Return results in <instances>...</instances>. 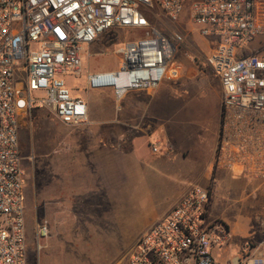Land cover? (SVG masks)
Wrapping results in <instances>:
<instances>
[{"label": "built area", "instance_id": "obj_1", "mask_svg": "<svg viewBox=\"0 0 264 264\" xmlns=\"http://www.w3.org/2000/svg\"><path fill=\"white\" fill-rule=\"evenodd\" d=\"M187 4L190 25L209 42L205 63L221 88L213 169L264 182V0H0V264H27L21 122L40 105L65 125L86 123L87 105L71 95L65 76H80V51L113 31L136 37L116 45V70L86 73L88 89H111L120 100L175 80L184 36L154 25L152 15L161 11L177 23ZM150 151L158 153V145ZM210 204L209 189L189 187L121 264H264V252L219 259L232 235L210 218ZM47 233L44 221L37 241Z\"/></svg>", "mask_w": 264, "mask_h": 264}, {"label": "rangeland", "instance_id": "obj_2", "mask_svg": "<svg viewBox=\"0 0 264 264\" xmlns=\"http://www.w3.org/2000/svg\"><path fill=\"white\" fill-rule=\"evenodd\" d=\"M188 6L177 23L169 22L161 11H156L157 17L152 15L154 25L165 24L183 34L185 49L180 53L189 70L188 78L164 80L158 87L157 97L162 101L168 99L172 112H176L166 123V114L159 112V123L166 126L160 130V137L165 150L170 152L171 162L176 158L177 147L174 150L167 145L181 142L185 157L178 158L193 169L188 188L204 182L201 187L209 189L210 218L223 224L232 235L230 245L234 251L229 258L244 252H264V182H245L231 174L230 182H222L218 180L219 175L228 172L213 169L221 88L218 78L205 63L210 46H206L188 21ZM134 37V32L118 30L84 47L79 54L81 76H65L71 95L76 89L81 92L88 71L116 65L119 61L114 54L116 43ZM32 96L43 98L44 94ZM24 123L19 130V149L26 174L27 264H121L138 237L157 219V184L146 186V195H140L139 189L135 191L132 185H120L116 194L115 185L114 199L108 200V208L91 209L88 217L82 216L85 211L78 208L67 217L61 218L57 213L51 216L50 210H57L58 201L48 204L43 193L47 191V178L58 176L59 145L65 130L73 127L61 123L40 105L33 108ZM73 157L72 151L69 166ZM123 189L124 195L120 193ZM44 221L48 224V233L37 241L38 226ZM63 221L70 225L69 232L61 231Z\"/></svg>", "mask_w": 264, "mask_h": 264}, {"label": "crops", "instance_id": "obj_3", "mask_svg": "<svg viewBox=\"0 0 264 264\" xmlns=\"http://www.w3.org/2000/svg\"><path fill=\"white\" fill-rule=\"evenodd\" d=\"M204 43L206 46L209 44L207 40ZM257 49L258 43L252 47L253 51ZM180 52L175 55L179 68L177 81L189 75L188 66ZM117 64L95 71H114ZM81 88V92L78 89L74 91L73 97L86 103L88 121L66 129L63 134L58 152V176L47 178V191L43 193L48 204L58 201L57 210H50L49 215L57 213L61 218L67 217L78 208L85 211L81 213L82 216L88 217L91 209L108 208V200L114 199L115 185L116 194L120 185H132L135 191L139 189L140 195H146V186L157 184L158 221L187 190L191 184L188 178L191 180L193 176V169L178 158L185 157L181 142L174 145L168 143V148L175 150L177 147L174 152L176 160L171 162L170 152L165 150L160 137V130H165L166 126L159 123V112L166 114L165 123L176 113L172 112L170 101H162V98L157 97L159 88L155 91H129L120 100L114 97L111 89H88L86 80ZM24 124V121L21 122L20 128ZM151 144L158 145V153L150 151ZM72 151L73 163L69 166ZM163 152L165 155H162ZM208 173L205 174L206 179ZM218 180L230 182L229 173L223 172ZM200 184L205 185L204 182ZM126 191L128 195L129 189L126 188ZM63 223L60 225L61 231L69 232L70 225L66 221ZM233 251L231 245L227 246L225 254L219 259L228 262L237 256L229 258Z\"/></svg>", "mask_w": 264, "mask_h": 264}, {"label": "trees", "instance_id": "obj_4", "mask_svg": "<svg viewBox=\"0 0 264 264\" xmlns=\"http://www.w3.org/2000/svg\"><path fill=\"white\" fill-rule=\"evenodd\" d=\"M116 44H118V43H116Z\"/></svg>", "mask_w": 264, "mask_h": 264}]
</instances>
